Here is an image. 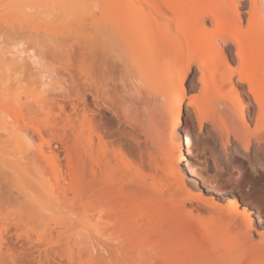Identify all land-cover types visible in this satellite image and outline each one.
Listing matches in <instances>:
<instances>
[{
    "label": "bare ground",
    "instance_id": "6f19581e",
    "mask_svg": "<svg viewBox=\"0 0 264 264\" xmlns=\"http://www.w3.org/2000/svg\"><path fill=\"white\" fill-rule=\"evenodd\" d=\"M193 66L199 97L185 86ZM119 68L145 80L167 122L163 136L158 111L138 121L132 155L100 124ZM246 92L264 123V0L0 3V264H264L250 208L211 196L194 215L175 201L198 180L183 162L186 102L222 147L233 138L264 164Z\"/></svg>",
    "mask_w": 264,
    "mask_h": 264
},
{
    "label": "rangeland",
    "instance_id": "374dc122",
    "mask_svg": "<svg viewBox=\"0 0 264 264\" xmlns=\"http://www.w3.org/2000/svg\"><path fill=\"white\" fill-rule=\"evenodd\" d=\"M4 2L5 0H0V3ZM73 43L74 41H72L70 45H73ZM77 49V44L71 48V50ZM121 68L116 72V78L118 77L119 80L115 78L118 80V88L115 89L116 91H114V89L110 91L109 100H107L101 109L100 124L106 137L108 136L107 141H111V145L116 148L120 147L122 151L126 154L128 153L127 155H132L131 149L134 144L133 135L141 129L143 122L151 127L152 120L158 109L151 103L150 99L152 98V94H149L151 91L146 85L145 80L141 79L138 74L135 73L136 69L134 68L135 72H132L133 69H131V72L129 70L130 73L127 72V74L126 72L123 73V69L121 70ZM119 70L123 75L118 74ZM197 76L198 74L195 72V66H193L185 79V86L189 96L199 97L201 94L199 91L201 90V85L197 80ZM122 88L124 90H122ZM242 96L246 105V113L249 121V130L247 129V131L252 135L259 134L264 130V123L263 121L257 120L258 118L254 113L255 104L250 100L251 98L248 93H243ZM184 111L185 121L183 122L185 123L183 130L189 134L188 136L191 139V143L188 149H186L187 155L183 162L184 165L193 168L196 173H198L197 179L199 181L194 178H189L188 176L185 177V179L187 178L186 185L188 189H190L191 196H185L182 192H179V195L177 194L175 196V201L176 199L178 201L176 202V206L182 204L181 200H183V198L189 197L188 199L185 198V200H187V203L185 202L186 210L187 212L195 211L196 214L194 213V215H197L198 212H196L195 208L204 205V203L200 204L198 202V200L202 202V198L210 199L211 196H214L216 200L219 198L218 201H221L220 203L223 202V205L227 204L229 201L231 202V200H237L248 209L250 208L252 214L254 213L253 217L256 226L259 227V231H261L260 225H264V181H259L258 176L264 175V164L256 163L253 168L252 161L254 151L250 154L249 160L245 159L242 157L243 150L238 148V143L233 141V138L232 143L226 146L227 148L222 147L216 131L211 129L210 124L205 123L200 129L199 122L193 110L187 107V102ZM154 112L155 114H153ZM159 113L160 123L162 122L161 125L163 126L162 135L166 136L163 128H165L167 122L165 118H162L161 112ZM228 124L230 128V125H232L233 128L238 126L237 128H240L239 130L244 128L243 124L236 118L233 119L230 117ZM139 126L141 127L139 128ZM262 157H264V155H262ZM199 177L201 179H199ZM195 202L198 204L195 205ZM183 212L185 214L187 213L185 210ZM203 214H201L203 218L207 217L205 213ZM255 237L259 239L257 235H255ZM200 247L203 246L199 243V248ZM211 248L209 249L210 251ZM200 250L202 251V248L198 249V251ZM44 264H55L54 257L51 256L48 261L44 260Z\"/></svg>",
    "mask_w": 264,
    "mask_h": 264
}]
</instances>
